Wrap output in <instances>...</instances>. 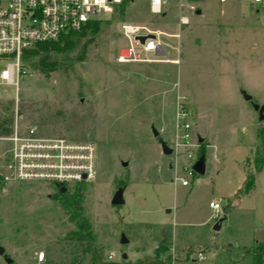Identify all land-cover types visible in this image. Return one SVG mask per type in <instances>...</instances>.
Returning a JSON list of instances; mask_svg holds the SVG:
<instances>
[{"label":"rangeland","instance_id":"1","mask_svg":"<svg viewBox=\"0 0 264 264\" xmlns=\"http://www.w3.org/2000/svg\"><path fill=\"white\" fill-rule=\"evenodd\" d=\"M193 1L201 12L188 13L181 36L161 35L179 50L143 55L152 61H118L129 45L122 23L178 31L177 0L166 18L151 13L149 0H130L102 16L92 42L84 37L53 53L58 65L48 76L36 67V54L22 58L17 88L0 86L3 126H35L45 136L96 144L95 180L68 190L83 194L96 243L111 259L154 252L163 230L171 255L183 264H252L246 250L264 241V119L242 94L264 104V2ZM183 111L191 122L190 146L178 137ZM1 131L0 246L12 263L0 254V264H92L72 236L76 223L54 184L4 178L8 133ZM160 138L173 153L163 152ZM203 151L201 175L192 167ZM251 174L255 187L238 193ZM120 186L125 203L116 206L111 201ZM211 201L222 204L219 214Z\"/></svg>","mask_w":264,"mask_h":264},{"label":"built area","instance_id":"2","mask_svg":"<svg viewBox=\"0 0 264 264\" xmlns=\"http://www.w3.org/2000/svg\"><path fill=\"white\" fill-rule=\"evenodd\" d=\"M126 1L130 0H0V62H4L0 71V86L13 84L18 87L25 50L39 43L57 41L64 35L79 31L89 21L102 20L103 15L113 14L116 6H123ZM254 2L262 3L264 0ZM169 3L170 0H149V8L151 13L162 15ZM178 8V31L174 33L131 22L122 23L121 31L129 40V45L122 47L118 61H152L153 58L143 55L151 52L155 56H165L169 48L179 50V45L164 41L161 35L179 38L182 26L190 23L188 13H196L198 5L193 0H179ZM149 34L154 37L148 36L144 42L138 39V36ZM170 61L178 63L179 59ZM188 114V111L181 112L178 123L181 131L178 137L185 146L192 144ZM11 128L12 131L2 138L8 143V174L5 179L45 182L56 186L62 183L67 188L95 180L98 149L93 142L45 136L35 126L22 131L18 123ZM188 154L193 157V150L190 149ZM178 179L182 185L189 184L186 177ZM221 206L219 201L210 202L216 214L220 213ZM44 259L45 252H40L38 260Z\"/></svg>","mask_w":264,"mask_h":264},{"label":"trees","instance_id":"3","mask_svg":"<svg viewBox=\"0 0 264 264\" xmlns=\"http://www.w3.org/2000/svg\"><path fill=\"white\" fill-rule=\"evenodd\" d=\"M101 21L102 20L89 21L79 31L64 35L57 41L39 43L34 48L25 50L23 58L39 54L36 67L43 74L48 76L52 71L57 69L58 65V60L52 58V54L73 48L76 45V41L84 37H89L87 44L92 42L100 30ZM0 129L4 134H9L12 131L11 126L5 127L1 123ZM203 154H205L204 151L202 152V155ZM256 161L257 168L261 169L263 165L262 160H259L257 157ZM254 185L255 176L253 174L248 175L238 193H248L253 189ZM54 186L57 189V186ZM56 195L62 202L63 207L70 214L71 220L76 223L77 229L72 232V236L80 243L82 251L90 258L92 264H183L180 258H173L171 255L170 247L172 242L168 238L166 230L162 231V237L152 253L134 260L127 257H123L121 260L109 258L106 251L96 243L92 225L84 215L82 206L83 194L78 189H75L73 192L68 190L65 194H60L57 190ZM223 217L225 218L226 216ZM246 253L251 255L252 264H264V241L256 242L253 248L246 250Z\"/></svg>","mask_w":264,"mask_h":264},{"label":"water","instance_id":"4","mask_svg":"<svg viewBox=\"0 0 264 264\" xmlns=\"http://www.w3.org/2000/svg\"><path fill=\"white\" fill-rule=\"evenodd\" d=\"M201 10H198V13H200ZM150 36V37H154L153 34H149V35H142V36H138V39L141 40V42H144L145 39ZM242 94L245 98V100H248L252 103L253 107L255 108V110H257L259 112V119L260 120H263L264 119V104L260 105L259 103H256L253 101V96L249 93H247L245 90H242ZM152 131H153V134L155 136H159V131L153 126L152 127ZM160 142H161V146H162V149H163V152L165 154H171L173 153V148H171L170 146H168V144L165 142V140L161 139L160 138ZM122 165L123 166H127L128 165V161H122ZM193 170L195 172H197L198 174H201V175H204L205 172H206V157H205V154L201 155L198 160L194 163L193 165ZM57 188H58V192L60 194H65L67 191H68V188L67 186H65L64 184L62 183H59L57 185ZM124 187H119L113 198H112V204L113 205H116V206H119V205H122L125 203V199H124ZM224 219V217L220 218L218 220V222L215 224L214 228L216 230L220 229V223L221 221ZM0 254L4 255L5 256V259L8 263H12V259L11 258H8L5 254V248L0 246ZM126 257V256H125Z\"/></svg>","mask_w":264,"mask_h":264},{"label":"crops","instance_id":"5","mask_svg":"<svg viewBox=\"0 0 264 264\" xmlns=\"http://www.w3.org/2000/svg\"><path fill=\"white\" fill-rule=\"evenodd\" d=\"M177 1H179V0H177ZM220 1H221V0H220ZM226 1H227V0H226ZM226 1H224V2H226ZM221 2H222V1H221ZM251 4L256 5V4H259V3H255L254 0H252V1H251ZM171 6H172V3H171V0H170L169 5L166 6V11L162 14L164 18L168 17L169 13L173 10V9H170ZM177 8H178V2H177ZM198 10H200V9L198 8ZM196 13H198V11H197ZM179 14H180V13H179V8H178L177 19L179 18ZM173 63H174V62H173ZM257 178H258V176H256V180H257ZM255 184H256V181H255ZM254 187H255V185H254ZM124 192H125V191H124Z\"/></svg>","mask_w":264,"mask_h":264}]
</instances>
